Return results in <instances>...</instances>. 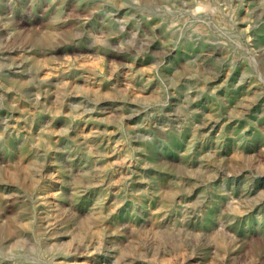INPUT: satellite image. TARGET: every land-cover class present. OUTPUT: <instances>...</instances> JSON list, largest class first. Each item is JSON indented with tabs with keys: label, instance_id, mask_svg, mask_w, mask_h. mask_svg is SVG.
I'll return each instance as SVG.
<instances>
[{
	"label": "rangeland",
	"instance_id": "rangeland-1",
	"mask_svg": "<svg viewBox=\"0 0 264 264\" xmlns=\"http://www.w3.org/2000/svg\"><path fill=\"white\" fill-rule=\"evenodd\" d=\"M0 64V264H264V0H0Z\"/></svg>",
	"mask_w": 264,
	"mask_h": 264
},
{
	"label": "bare ground",
	"instance_id": "bare-ground-1",
	"mask_svg": "<svg viewBox=\"0 0 264 264\" xmlns=\"http://www.w3.org/2000/svg\"><path fill=\"white\" fill-rule=\"evenodd\" d=\"M222 17V16H221ZM243 18V17H242ZM227 22V21H226ZM237 22V21H236ZM223 23V22H222ZM230 25V24H229ZM222 27V26H221ZM225 27V26H224ZM207 56V55H206ZM226 56V55H225ZM89 57V56H88ZM82 59H83V57H82ZM214 60V59H213ZM3 61V60H2ZM81 61V60H80ZM82 62H84V61H82ZM81 62V63H82ZM20 63V62H19ZM86 63V62H85ZM85 63H82V64H85ZM87 63H90V62H87ZM6 64V63H5ZM11 64V63H10ZM189 64V63H188ZM187 64V65H188ZM1 65V64H0ZM192 65V64H191ZM3 66V65H2ZM46 67H47V65H46ZM86 67V66H85ZM2 68V67H1ZM35 68V67H34ZM53 68V67H52ZM89 68H92V67H89ZM94 68V67H93ZM193 68V67H192ZM20 69V68H19ZM22 69H23V67H22ZM33 69V68H32ZM55 69V68H54ZM57 69V68H56ZM16 69H14V71H15ZM18 70V69H17ZM64 70V69H63ZM80 70V69H79ZM82 70H84V69H82ZM86 70V69H85ZM91 70V69H90ZM20 71V70H19ZM38 71V70H37ZM36 71V72H37ZM43 71H47V70H43ZM196 71H197V69H196ZM34 72V71H33ZM36 72H34V73H36ZM48 72V71H47ZM49 72H51L52 73V71H49ZM56 73V72H55ZM123 73V72H122ZM37 74V73H36ZM66 74V73H65ZM121 74V73H120ZM124 74V73H123ZM126 74V73H125ZM124 74V75H125ZM20 75V74H19ZM29 75V74H28ZM43 75H45V74H43ZM43 75H41V77L43 76ZM49 75V74H48ZM199 75V74H198ZM34 76V75H33ZM50 76V75H49ZM87 76V75H86ZM129 76V75H128ZM201 76V75H200ZM37 77V76H36ZM227 77V76H226ZM225 77V78H226ZM86 78V77H85ZM90 78V77H89ZM201 78V77H200ZM224 78V79H225ZM228 78V77H227ZM50 79V78H49ZM52 79V78H51ZM57 79V78H56ZM94 79V78H93ZM121 79H122V77H121ZM128 79V78H127ZM83 80V79H82ZM95 80V79H94ZM196 80V79H195ZM202 80V79H201ZM20 81H21V79H20ZM28 81H29V79H28ZM58 81V80H57ZM69 81V80H68ZM109 81V80H108ZM197 81V80H196ZM66 82H67V80H66ZM127 82V81H126ZM198 82V81H197ZM19 83V82H18ZM57 83V82H56ZM59 83V82H58ZM93 83V82H92ZM91 83V84H92ZM206 83V82H205ZM17 84V83H16ZM50 84V83H49ZM52 84V83H51ZM69 84V83H68ZM75 84V83H74ZM100 84V83H99ZM198 84V83H197ZM65 85V84H64ZM97 85H98V83H97ZM114 85V84H113ZM130 85V84H129ZM205 85V84H204ZM33 86V85H32ZM63 86V85H62ZM74 86V85H73ZM198 86V85H197ZM203 86V85H202ZM30 87V86H29ZM40 87V86H39ZM87 87V86H86ZM89 87V86H88ZM95 87V86H94ZM97 87V86H96ZM102 87V86H101ZM100 87V88H101ZM120 87V86H119ZM131 87V86H130ZM132 87H133V85H132ZM63 88H64V86H63ZM66 88V87H65ZM77 88V87H76ZM91 88H93V87H91ZM129 88V87H128ZM204 88H205V86H204ZM68 89V88H67ZM98 89V88H97ZM119 89V88H118ZM89 90V89H88ZM92 90V89H91ZM90 90V91H91ZM95 90V88L93 89V91ZM130 90V89H129ZM128 90V91H129ZM45 91V90H44ZM54 91V90H53ZM86 91V90H85ZM206 91V90H205ZM52 92V91H51ZM87 92V91H86ZM105 92V91H104ZM111 92V91H110ZM81 93V92H80ZM79 93V94H80ZM83 93V92H82ZM91 93V92H90ZM100 93V92H99ZM109 93V92H108ZM141 93V92H140ZM152 93V92H151ZM157 93V92H156ZM112 94V93H111ZM110 94V95H111ZM150 94V93H149ZM149 94H147V96L149 95ZM200 94H201V92H200ZM84 95V94H83ZM97 95V94H96ZM138 95V94H137ZM143 95V94H142ZM145 95V94H144ZM254 95V94H253ZM151 96V95H150ZM192 96V95H191ZM48 97V96H47ZM104 97V96H103ZM108 97V96H107ZM194 97V96H193ZM63 98V97H62ZM99 98V97H98ZM252 98V97H251ZM60 99V98H59ZM95 99V98H94ZM155 99H156V97H155ZM64 100V99H63ZM252 101V100H251ZM256 102V101H255ZM253 103V102H252ZM61 104V103H60ZM100 104H101V102H100ZM254 104V103H253ZM253 104H251V105H253ZM105 105V104H104ZM243 105V104H242ZM110 106V105H109ZM250 106V105H249ZM58 108V107H57ZM248 108V107H247ZM61 110V109H60ZM105 110V109H104ZM116 110V109H115ZM246 110V109H245ZM250 110V109H249ZM57 111V110H56ZM101 111H102V109H101ZM122 111V110H121ZM238 111H241V112H245L244 111V109H243V111L242 110H238ZM61 112V111H60ZM111 112H113V111H111ZM213 112V111H212ZM241 112H240V114H241ZM57 113V112H56ZM211 113V112H210ZM238 113V112H237ZM62 114H64V113H62ZM109 114V113H108ZM106 115V114H105ZM231 115V114H230ZM214 116V115H213ZM58 117V116H57ZM103 117V116H102ZM108 117V116H107ZM106 117V118H107ZM122 117V116H121ZM209 117V116H208ZM244 117V116H243ZM66 118V117H65ZM123 118V117H122ZM67 119H68V117H67ZM220 119V118H219ZM233 119V118H232ZM95 120V119H94ZM102 122H103V119L101 120ZM214 121H215V119H214ZM63 127V126H62ZM205 127V126H204ZM106 128V127H105ZM98 130V129H97ZM99 132V131H98ZM100 133V132H99ZM78 134V133H77ZM81 134V133H80ZM86 134V133H85ZM88 134V133H87ZM84 135V134H83ZM97 135V134H96ZM99 135V134H98ZM77 136V135H76ZM81 136V135H80ZM88 136V135H87ZM100 136V135H99ZM84 138V137H83ZM87 139H88V137H87ZM87 142V141H86ZM85 142V143H86ZM98 154V153H97ZM195 155V154H194ZM103 158V157H102ZM34 159V158H33ZM36 159V158H35ZM197 159V158H196ZM202 159V158H201ZM95 160V159H94ZM105 163V162H104ZM93 165V164H92ZM190 165V164H189ZM200 165V164H199ZM101 167V166H100ZM100 167H99V169H100ZM102 168V167H101ZM195 168V167H194ZM93 169H95L94 167H93ZM102 170V169H101ZM99 172V171H98ZM97 174V173H96ZM100 173H98V175H99ZM92 176V175H91ZM90 176V177H91ZM189 206V205H188ZM190 207V206H189ZM188 212V211H187ZM188 215V214H187ZM98 242V241H97ZM95 243V242H94ZM97 244H99V242L97 243ZM94 245V244H93ZM100 245V244H99ZM59 246V245H58ZM96 247V246H95ZM53 248V247H52ZM60 249H61V247H60Z\"/></svg>",
	"mask_w": 264,
	"mask_h": 264
}]
</instances>
